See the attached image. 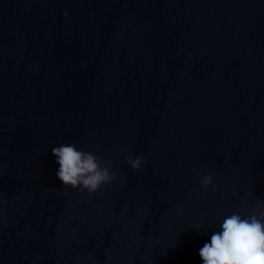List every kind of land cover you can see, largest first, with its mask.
Listing matches in <instances>:
<instances>
[{
	"label": "water",
	"instance_id": "water-1",
	"mask_svg": "<svg viewBox=\"0 0 264 264\" xmlns=\"http://www.w3.org/2000/svg\"><path fill=\"white\" fill-rule=\"evenodd\" d=\"M0 264H264V0H0Z\"/></svg>",
	"mask_w": 264,
	"mask_h": 264
}]
</instances>
